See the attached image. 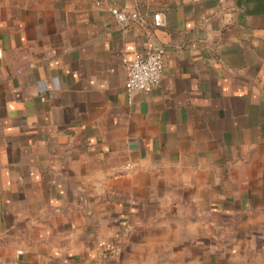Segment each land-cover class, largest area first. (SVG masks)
Here are the masks:
<instances>
[{
    "label": "crops",
    "instance_id": "1",
    "mask_svg": "<svg viewBox=\"0 0 264 264\" xmlns=\"http://www.w3.org/2000/svg\"><path fill=\"white\" fill-rule=\"evenodd\" d=\"M0 264H264V0H0Z\"/></svg>",
    "mask_w": 264,
    "mask_h": 264
},
{
    "label": "built area",
    "instance_id": "2",
    "mask_svg": "<svg viewBox=\"0 0 264 264\" xmlns=\"http://www.w3.org/2000/svg\"><path fill=\"white\" fill-rule=\"evenodd\" d=\"M111 12L115 16L118 24L123 27H128L134 22H143V16L138 12L122 10L116 6L111 7ZM163 12H156L153 16L154 25H164ZM124 63L127 69V79L125 87L129 98L144 91H151L159 86L164 74L163 55L159 51H153L145 56L137 55L129 60L125 59ZM129 168V164L125 169ZM133 231V227L126 225L123 229V238H129ZM118 252V249L115 250ZM108 256V254H105Z\"/></svg>",
    "mask_w": 264,
    "mask_h": 264
}]
</instances>
